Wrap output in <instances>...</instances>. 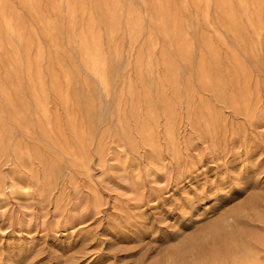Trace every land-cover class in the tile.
Returning <instances> with one entry per match:
<instances>
[{"label":"rangeland","instance_id":"1","mask_svg":"<svg viewBox=\"0 0 264 264\" xmlns=\"http://www.w3.org/2000/svg\"><path fill=\"white\" fill-rule=\"evenodd\" d=\"M0 264H264V0H0Z\"/></svg>","mask_w":264,"mask_h":264},{"label":"bare ground","instance_id":"2","mask_svg":"<svg viewBox=\"0 0 264 264\" xmlns=\"http://www.w3.org/2000/svg\"><path fill=\"white\" fill-rule=\"evenodd\" d=\"M100 85L102 86V85H103V83H102V82H100Z\"/></svg>","mask_w":264,"mask_h":264}]
</instances>
